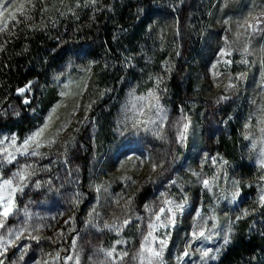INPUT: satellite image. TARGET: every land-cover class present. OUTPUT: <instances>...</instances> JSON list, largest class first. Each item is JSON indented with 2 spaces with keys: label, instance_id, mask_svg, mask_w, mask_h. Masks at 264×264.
<instances>
[{
  "label": "rangeland",
  "instance_id": "rangeland-1",
  "mask_svg": "<svg viewBox=\"0 0 264 264\" xmlns=\"http://www.w3.org/2000/svg\"><path fill=\"white\" fill-rule=\"evenodd\" d=\"M30 1L12 0L8 7L27 6ZM137 10L141 14L150 11L153 19L145 37L136 36L133 46L123 45V31H116L114 47L70 51L46 81L34 80L31 92L24 93L30 103L24 104L19 93L1 100L5 127H0V137L16 135L19 143L51 114L45 135L54 138L51 145L41 148L47 154L43 158H19L20 163H35L33 180L50 183L40 189L29 186L23 196L18 195L20 215L7 221L17 226L27 206L32 223L44 225L33 234L51 239L21 238L0 256L3 264H35L57 251L61 256H78L80 264H106L96 249L108 248L117 239L127 241L116 247L128 251V264L139 250L142 234H147V225L155 221V213L168 207L165 200L183 203L186 199L188 203L177 213L175 225L154 233L168 241L162 264H203V249L219 250L217 258L208 261L215 264L233 244L242 222L248 219L251 226H261L256 222L264 213L260 201L264 194V168L260 166L264 154L260 131L264 128V0H151L138 4ZM19 16L24 14L17 13L15 19L8 13L0 16V26L5 28L0 31V42L8 24ZM190 80L193 92L188 90ZM176 87H181L179 95ZM133 90L137 96L156 91L166 110L163 124L155 109L144 108V116L132 109ZM49 94L52 98L46 105ZM148 117L157 122L146 126L149 131L145 126L131 127L134 120ZM228 122L236 124L245 158L252 165L245 163L236 170L235 162L219 147L207 149L220 141L216 126L225 127ZM184 123L188 124L186 138L179 142ZM157 125L160 135L154 134ZM153 164L158 165L155 170ZM45 166L50 170L39 171ZM243 168H249L250 174L245 175ZM15 170L14 165H6L3 178ZM205 179L212 185L210 190L201 183ZM248 186L256 190L239 206ZM237 190L240 195L233 202L231 194ZM244 209L248 215H243ZM197 211L201 218L196 217ZM125 219L129 224L119 232L97 231L104 224L119 225ZM229 226L230 243L222 247ZM200 230L211 238L193 239L192 233ZM185 251L191 255L183 256Z\"/></svg>",
  "mask_w": 264,
  "mask_h": 264
},
{
  "label": "trees",
  "instance_id": "trees-1",
  "mask_svg": "<svg viewBox=\"0 0 264 264\" xmlns=\"http://www.w3.org/2000/svg\"><path fill=\"white\" fill-rule=\"evenodd\" d=\"M149 1L95 0L93 4L90 0H31L24 15H28V18L19 16L8 24L0 42V104L8 96H18V89L29 84L32 87L34 80L46 81L52 76L50 72L58 70L70 51L76 54L98 45L110 49L114 47V32L119 30L123 31V45L133 46L136 36L145 37L150 28L152 13L147 11L141 14L137 10L138 4ZM175 90L179 95L181 87ZM188 90L194 91V81L190 80ZM51 98V94L46 96L44 103L47 105ZM31 121L33 125L34 120ZM4 123L0 117V127H5ZM216 127V131L220 132V141L217 145L210 144L207 149L212 151L219 147L230 161L235 162L236 170L245 163L252 165L245 158L236 124L228 122L225 127ZM243 172L247 175L251 171L243 168ZM248 190L239 206L256 189L248 186ZM259 217L256 223L261 226H251L248 219L240 224L233 244L226 248L215 264H264V213Z\"/></svg>",
  "mask_w": 264,
  "mask_h": 264
},
{
  "label": "snow or ice",
  "instance_id": "snow-or-ice-1",
  "mask_svg": "<svg viewBox=\"0 0 264 264\" xmlns=\"http://www.w3.org/2000/svg\"><path fill=\"white\" fill-rule=\"evenodd\" d=\"M91 3H95V0H90ZM12 4V0H6L5 3H0V9H3V12H0V16L5 15V13L9 14V18L15 19L17 13H21L26 15V5L24 3H19L12 5V8L15 11H12V8H9L8 5ZM255 30V27L249 25ZM5 28L0 26V31H4ZM248 49L245 48L244 52H247ZM261 51L264 52V47L261 48ZM226 54V53H225ZM226 63H230L227 61ZM264 63V61H262ZM215 67V65L213 66ZM170 70V69H169ZM243 78V75L240 77ZM161 81L157 80V85H159ZM234 87V86H233ZM25 92H31V84L26 85L23 88L18 89V93L23 97L22 102L24 104L30 103L29 99L24 96ZM65 95V93L61 92V96ZM221 99H226V97H222ZM143 104L140 105V108H137V104L140 102ZM144 108L155 109L158 114V119L161 124H163L166 119V110L161 107L160 100L156 91H149L147 95L137 96L133 90L132 93V109L136 110L140 116H144L145 112ZM55 108L52 109V112H55ZM52 120V115L50 114L46 119L45 123L39 126L35 131L25 136L18 143V137L16 135L11 136H3L0 137V256H4L8 251L9 245L16 247V241L21 238L32 240V241H40L41 239H51V237H42L39 234V231L44 227L43 224L32 223L33 214L27 211V206L23 209V220L17 224L15 227H11L8 225L7 221L10 217H19L21 208L17 203V196H23L25 194V190L29 188V186L40 189L43 184L50 183L49 181H41L39 179L33 180L32 178L37 176V169L35 163H29L25 161L24 163H20V157H40L43 158L46 153L41 152V148L46 145H51L54 142V138L46 137V132L50 127V122ZM156 120L148 117L146 120L136 119L132 123L131 127L133 129L139 130L141 126H145L144 130L149 131L150 129L146 127L147 125H156ZM264 123V121H262ZM188 128V124H183V130L179 132L178 141L183 142L186 138V130ZM260 131L264 133V128H261ZM59 134V130L55 133V135ZM154 134L160 135L159 126L154 130ZM163 139V137H160ZM131 158V157H129ZM6 165H14L16 170L11 173L9 178H3V171ZM260 166L264 168V154L261 155ZM153 170H155L158 165H152ZM49 167L45 166L39 169L41 172L49 171ZM129 179V178H126ZM201 183L207 189H211L212 185L209 180H202ZM99 191V189H97ZM240 195L239 191H233L231 194V199L233 202L236 201L237 197ZM260 201L264 202V194H261ZM79 203V200L76 201ZM188 201L185 199L183 203L174 202L173 200H165V204L168 206L166 209L161 207L157 213H155V221L149 223L147 225V234H142V242L140 243V247L138 252L131 258V261L128 264H162V257L164 248L167 245L168 241L164 238L154 235L157 229H165L170 226H173L177 222V213H182L185 209ZM165 214L163 217L161 214ZM248 210H243V215H248ZM197 218L202 217V213L197 211L195 213ZM239 218V217H238ZM215 219V217H212ZM65 223H69V221H65ZM89 223H92L89 221ZM129 221L125 219L119 225L116 223H107L103 225V228H97V231L103 232L105 229L109 231L119 232L124 226H127ZM215 227V225H213ZM230 234L231 227L225 230L223 239V246H226L230 243ZM61 238H63V233H60ZM193 239H209L210 236H205V231L200 230L198 232L194 231L192 233ZM159 241L158 245L156 242ZM127 241L117 239L114 242V245H111L108 248H97L96 251L101 253L106 261V264H125L126 258L129 253L126 250L118 249L116 245L126 244ZM21 249H26V245H21ZM189 247H191L189 245ZM217 252H213L211 249H203L200 250V259L203 261V264H208L209 259H216ZM49 257V259H40L36 260L35 264H63V261H75V264H80L78 256H61L60 252L57 251L53 253L45 254ZM183 256L191 255L190 252L185 251L182 254ZM23 259V256H21ZM177 260H180V257H177ZM0 264H3V260H0Z\"/></svg>",
  "mask_w": 264,
  "mask_h": 264
}]
</instances>
